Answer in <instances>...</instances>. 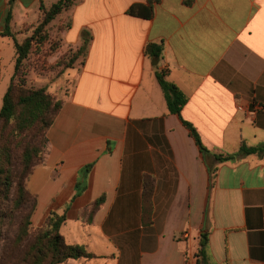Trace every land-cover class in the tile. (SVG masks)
<instances>
[{
    "label": "crops",
    "instance_id": "1",
    "mask_svg": "<svg viewBox=\"0 0 264 264\" xmlns=\"http://www.w3.org/2000/svg\"><path fill=\"white\" fill-rule=\"evenodd\" d=\"M58 1L0 0L2 76L4 55L10 50L13 74L17 56L5 34L23 41L41 4ZM73 2L54 22L70 24L63 52L89 40L83 63L64 74L71 86L28 180L33 225L70 204L62 234L96 259L66 264H197L204 233L211 264H264V153L218 158L264 145V0H161L151 20L128 14L147 0ZM152 43L164 47L160 60L146 54ZM158 75L188 97L180 115L169 111ZM88 165L87 187L72 202ZM146 176L155 180L152 224Z\"/></svg>",
    "mask_w": 264,
    "mask_h": 264
},
{
    "label": "trees",
    "instance_id": "2",
    "mask_svg": "<svg viewBox=\"0 0 264 264\" xmlns=\"http://www.w3.org/2000/svg\"><path fill=\"white\" fill-rule=\"evenodd\" d=\"M161 0H147L146 5L132 6L128 14L146 20L155 15V7ZM73 0H59L51 7L41 4V18L34 25L24 28L27 36L18 41L11 33L16 47L15 71L3 97L0 110V264H66L70 260H92L96 256L86 246L69 244L62 234L67 223V212L51 211L41 226L32 222L37 208V198L28 189V180L34 169L42 163L47 144V134L56 122L63 102L46 87H37L29 75L45 76L64 74L83 63L86 44L79 49L68 48L63 52L64 40L61 33L70 24L61 25L54 33L53 23L64 11H68ZM11 15V14H10ZM164 51L162 44H149L146 54L160 60ZM57 57L55 62L50 59ZM169 111L180 115L188 103V97L166 76L158 75ZM191 136L204 155L210 154L196 129L184 122ZM264 153V145L256 148L241 147L238 155L218 156L221 161H232L237 157ZM93 165L83 168L79 174L76 194L72 202L87 187V180ZM143 210L146 223H153L155 180L149 176L143 183ZM105 203V197L95 201L89 208L92 218ZM87 212V210L83 211ZM209 236L202 234L196 255L197 264H211L208 253Z\"/></svg>",
    "mask_w": 264,
    "mask_h": 264
},
{
    "label": "rangeland",
    "instance_id": "3",
    "mask_svg": "<svg viewBox=\"0 0 264 264\" xmlns=\"http://www.w3.org/2000/svg\"><path fill=\"white\" fill-rule=\"evenodd\" d=\"M67 23L68 22L66 19L58 23H53L55 29L54 33L57 32L59 26L65 25ZM7 53L4 55V60L2 61V64L4 66L3 76L0 70V109L3 104L4 94L7 90L8 84L10 82L14 70V64L12 63L10 50ZM56 59L57 57H53L50 59V62H55ZM64 74L53 73L50 75L38 77L34 73H31L29 75V80L37 87H46L49 90V92H51L56 98L59 99V94L61 92H65V90L68 88L69 85L71 86V83L69 84L68 82L67 84L66 82L63 81L65 79Z\"/></svg>",
    "mask_w": 264,
    "mask_h": 264
},
{
    "label": "built area",
    "instance_id": "4",
    "mask_svg": "<svg viewBox=\"0 0 264 264\" xmlns=\"http://www.w3.org/2000/svg\"><path fill=\"white\" fill-rule=\"evenodd\" d=\"M239 109H240V110H243L242 107H239ZM259 109H261V107H258L257 109L250 111V114L255 115L256 112H257Z\"/></svg>",
    "mask_w": 264,
    "mask_h": 264
}]
</instances>
